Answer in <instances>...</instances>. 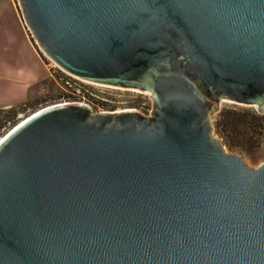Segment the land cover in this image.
<instances>
[{
	"label": "water",
	"instance_id": "95a60500",
	"mask_svg": "<svg viewBox=\"0 0 264 264\" xmlns=\"http://www.w3.org/2000/svg\"><path fill=\"white\" fill-rule=\"evenodd\" d=\"M18 1L62 69L154 111L55 106L1 138L0 264H264V162L210 122L264 115V0Z\"/></svg>",
	"mask_w": 264,
	"mask_h": 264
},
{
	"label": "rangeland",
	"instance_id": "374dc122",
	"mask_svg": "<svg viewBox=\"0 0 264 264\" xmlns=\"http://www.w3.org/2000/svg\"><path fill=\"white\" fill-rule=\"evenodd\" d=\"M20 16L24 22L18 0H0V137L21 117L42 107L61 101H76V97L62 90L61 78L67 72L46 59L26 25L25 30ZM32 70L33 77L27 76ZM88 86L100 98L89 99V108L93 112L133 109L149 117L154 111L149 92ZM224 100L227 99L216 103L217 110L210 115L212 134L220 140L226 152L241 156L248 166L256 168L264 162V120L257 119L258 115H264L258 106Z\"/></svg>",
	"mask_w": 264,
	"mask_h": 264
},
{
	"label": "built area",
	"instance_id": "2783aa9c",
	"mask_svg": "<svg viewBox=\"0 0 264 264\" xmlns=\"http://www.w3.org/2000/svg\"><path fill=\"white\" fill-rule=\"evenodd\" d=\"M61 81L63 84L62 90L76 97L77 103L89 106L88 102H90L89 99H91V97L100 99L95 93L89 90L88 85L90 84L76 76L66 73V76L61 78Z\"/></svg>",
	"mask_w": 264,
	"mask_h": 264
},
{
	"label": "bare ground",
	"instance_id": "6f19581e",
	"mask_svg": "<svg viewBox=\"0 0 264 264\" xmlns=\"http://www.w3.org/2000/svg\"><path fill=\"white\" fill-rule=\"evenodd\" d=\"M23 18V17H22ZM24 26L26 25L25 24V21L23 22ZM27 29V27H26ZM38 48L39 50L41 51V53L43 55L46 56V59H48L50 62H52V64L58 68H60L61 70H63L64 72H66L64 69H62L54 60H52L45 52L44 50L38 45ZM68 73V72H67ZM69 74V73H68ZM83 80L84 82L88 83V84H92V85H95V86H105V87H110V88H116V89H120V90H129V91H133V92H137V93H143V94H148L147 91H142V90H138V89H125V88H120V87H113V86H108V85H104V84H100V83H94V82H91V81H88V80H85V79H81ZM226 102H231V101H228V100H224ZM74 105V104H81V103H77V101H61V102H57V103H53V104H50V105H47L45 107H42L41 109H38L37 111H35L34 113L30 114L29 116H25V117H21L20 120L18 121V123L16 125H14L11 129H9L5 134H3L1 138H3L10 130H12L14 127H16L17 125L19 124H22L25 120H27L30 116H33L35 114H37L38 112H41L47 108H51V107H55V106H62V105ZM123 111H134L133 109H126V110H117V111H114L113 113H118V112H123Z\"/></svg>",
	"mask_w": 264,
	"mask_h": 264
},
{
	"label": "crops",
	"instance_id": "0c3cea01",
	"mask_svg": "<svg viewBox=\"0 0 264 264\" xmlns=\"http://www.w3.org/2000/svg\"><path fill=\"white\" fill-rule=\"evenodd\" d=\"M14 4L16 5V7H17V4H16V2L14 1ZM20 20H21V23H22V25L24 26V24H23V21H22V19H21V16H20ZM24 28H25V30H26V27L24 26ZM32 51V53L34 52L33 50H31ZM37 57V56H36ZM38 58V57H37ZM38 60H39V58H38ZM39 64H40V62H39ZM30 76V77H33V70L32 71H28V73H27V76Z\"/></svg>",
	"mask_w": 264,
	"mask_h": 264
},
{
	"label": "trees",
	"instance_id": "16d2710c",
	"mask_svg": "<svg viewBox=\"0 0 264 264\" xmlns=\"http://www.w3.org/2000/svg\"><path fill=\"white\" fill-rule=\"evenodd\" d=\"M257 119L260 120V121H263L264 120V117L261 116V115H258Z\"/></svg>",
	"mask_w": 264,
	"mask_h": 264
}]
</instances>
